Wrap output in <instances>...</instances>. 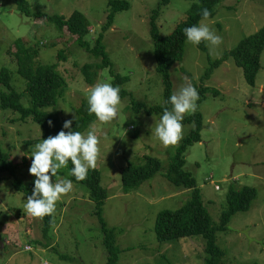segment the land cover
<instances>
[{
  "label": "rangeland",
  "instance_id": "374dc122",
  "mask_svg": "<svg viewBox=\"0 0 264 264\" xmlns=\"http://www.w3.org/2000/svg\"><path fill=\"white\" fill-rule=\"evenodd\" d=\"M28 1L34 13L67 18L75 11L81 12L90 24L86 41L91 47L102 33L110 11L109 0ZM126 1L131 3L130 10L117 14L113 26L104 32L103 45L113 71L129 78L122 88L132 97L120 102L116 119L109 123L97 120L82 132L86 135L94 128L99 139L95 168L100 171L101 185L108 196L102 218L107 229L114 231V243L120 251L117 264H206L209 257L204 252L202 238L165 243H159L156 238L158 214L178 210L190 198L191 191L174 186L165 175L176 148L193 125L183 126L179 142L165 148L151 135L150 126L160 117L133 110L132 98L147 108L164 104V87L156 72L150 36V18L162 0ZM194 2L170 0L168 5L162 6L156 20L160 33H172L185 20ZM215 11V17L203 23L222 38V43L210 54L206 42H203L205 53L197 45L186 42L182 62L169 72L172 93L184 83L185 77L191 83L194 80L196 86L207 88L196 102L195 111L185 114L200 113L202 126L200 142L185 153L184 170L195 178L202 205L213 224L219 223L222 212L228 207L232 188L250 186L258 190L250 211L236 214L229 229L216 235V244L224 253L219 264H264V52L262 70L254 87L248 84L243 70L233 60L214 69L203 84L200 82L211 63L223 59L242 41L261 30L264 0H225ZM17 40L24 41L28 47H38L44 65L59 64L68 83L66 96L56 107L42 111L58 114L63 123L74 120L76 109L88 102L94 85L112 84L114 80L109 69H105L99 71L94 83L89 85L82 68L85 64H100V60L82 50L75 44L74 37L60 31L46 18L26 16L17 10L14 0H0V72L3 67L9 70L11 84L20 92L25 91V82L6 57ZM24 102L31 106L29 100ZM41 138L39 125L0 108V148L15 166L13 174L0 175V264H108L104 234L84 185L73 183L72 191L56 202L54 225L48 238L44 236L43 218L24 212L28 195L15 190L11 183L19 180L34 186L36 177L29 173L31 146ZM147 157L160 161L159 172L138 191L126 193L122 171L128 165H143ZM57 175L69 179L68 164L59 169Z\"/></svg>",
  "mask_w": 264,
  "mask_h": 264
},
{
  "label": "trees",
  "instance_id": "16d2710c",
  "mask_svg": "<svg viewBox=\"0 0 264 264\" xmlns=\"http://www.w3.org/2000/svg\"><path fill=\"white\" fill-rule=\"evenodd\" d=\"M17 10L20 13L36 19L46 18L56 25L60 31L68 32L74 37V42L82 50L92 57L100 60V64H85L82 68L85 81L91 85L94 83V77L99 71L109 69L111 76L114 78L112 85L120 88V100H124L132 95L122 88L129 81L113 71V64L106 53L103 45L104 32L109 30L118 13L130 10L131 3L126 0H109V14L107 22L102 27V33L97 37L94 47L86 41L87 35L90 34V24L86 17L78 11L73 12L69 17L62 15L50 16L43 12L34 13L31 3L28 0H14ZM225 0H195L187 11V17L180 22L174 31L169 35H162L156 24L162 6L168 5L170 0H162L158 7L153 11L150 18V36L154 45V58L156 62V72L162 79L164 87L163 98L164 104L147 108L144 104L136 102L132 98V108L135 112L144 110L147 115H156L161 117L165 108L171 109L168 103L172 95V82L169 72L174 65L181 63L184 57L186 37L184 29L193 25H198L202 17V10L208 9L211 15L207 19H212L216 15L215 7ZM198 49L205 53L203 42L197 45ZM13 50H15L13 52ZM13 50L7 52L6 57L9 62L16 66V74L23 78L26 89L23 92L18 91L11 84V73L6 68H1L0 72V108L8 110L11 114H18L22 120H32L40 126L42 138L37 142H42L49 136H56L63 130V120L56 113H46L42 110L48 107H56L59 101L66 96L68 83L67 79L59 70V64L44 65L40 61L41 50L38 47H28L22 40H17ZM264 52V26L256 34L246 38L232 52L225 55L223 59L215 61L209 65L200 78V82L208 80L214 69L222 67L229 60H233L237 67L243 70L246 81L252 87L256 86L258 75L262 70V54ZM62 58V55H60ZM192 84L199 93V99L206 92L204 86ZM25 99L29 100L30 105H26ZM88 102H83L76 109V118L73 120L71 131L83 132L89 125L97 121L95 114L90 115L88 112ZM53 122L49 126L48 121ZM182 125H193V129L181 144L176 148L174 157L170 164L166 179L174 186L191 191L188 201L175 211H162L158 214L155 223V234L159 243H165L174 240H184L191 238H202L204 241V252L209 257L206 264H219L223 258V251L217 246L218 233H224L229 229L232 218L240 212L250 211L253 202L258 197V190L254 187L244 186L240 189L232 188L228 196V207L222 212L218 224H213L211 217L202 205L200 192L197 189V182L191 173L184 170L186 164L185 153L189 147L200 142V130L202 126V117L200 113L195 112L189 116H184ZM73 165L68 162L69 173ZM161 164L157 159L147 157L143 165H128L122 171V181L124 191L132 193L139 190L140 186L154 177L160 170ZM15 166L12 164L10 156L0 148V175L5 172L13 174ZM72 183L84 185L89 191V198L95 205L94 214L98 218L104 234V246L109 255L108 264H117L119 261L120 251L116 249V240H114V231L108 230L107 225L102 218L103 206L107 199V192L101 185V174L96 168L89 169L85 179L76 180L72 175L69 176ZM11 185L17 191L32 195L34 186H27L24 182L14 180ZM44 236L48 238L53 229V216L43 217Z\"/></svg>",
  "mask_w": 264,
  "mask_h": 264
},
{
  "label": "clouds",
  "instance_id": "9594fccd",
  "mask_svg": "<svg viewBox=\"0 0 264 264\" xmlns=\"http://www.w3.org/2000/svg\"><path fill=\"white\" fill-rule=\"evenodd\" d=\"M210 15L208 9L202 10L203 20H207ZM203 20L199 25L185 28L184 35L187 42L195 45L206 42L211 54L222 43V38L210 30ZM87 99L89 114H95L99 122L109 123L117 118L118 105L121 102L119 87H114L110 83H97L92 87ZM198 99L199 93L196 87L185 77L184 83L168 100L171 109L165 108L158 122L153 117L155 124L150 126L151 135L155 136L165 148L176 145L182 138L184 116L195 111ZM73 119L77 120L76 116ZM48 123L49 126L53 124L51 120ZM72 123V120H66L63 128L71 129ZM98 144L99 139L93 128L86 135L79 131L61 130L56 136H49L31 146L32 163L29 173L36 179L32 195L26 199L24 212L31 217L41 219L45 216H53L56 202L70 193L73 188L71 180L61 179L57 175L58 170L66 167L70 160L73 165L70 175L82 181L88 170L96 167Z\"/></svg>",
  "mask_w": 264,
  "mask_h": 264
},
{
  "label": "built area",
  "instance_id": "2783aa9c",
  "mask_svg": "<svg viewBox=\"0 0 264 264\" xmlns=\"http://www.w3.org/2000/svg\"><path fill=\"white\" fill-rule=\"evenodd\" d=\"M219 189V187L218 186H216V190H218ZM27 251H32V249H30V248H27Z\"/></svg>",
  "mask_w": 264,
  "mask_h": 264
}]
</instances>
